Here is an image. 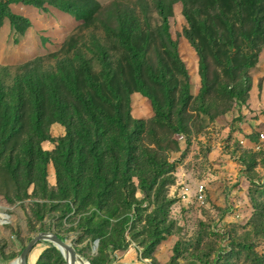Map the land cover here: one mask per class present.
<instances>
[{"label":"rangeland","instance_id":"obj_1","mask_svg":"<svg viewBox=\"0 0 264 264\" xmlns=\"http://www.w3.org/2000/svg\"><path fill=\"white\" fill-rule=\"evenodd\" d=\"M162 1L172 7L170 32L179 60L153 35L161 23L157 0H75L83 17L93 15L89 20L48 4L10 7L31 27L22 36V24L3 21L0 85L55 74L68 63L79 68L81 58L102 81L107 55L124 97V125L144 124L138 157L146 184L134 178L122 185L109 167V184L93 203L60 192L53 162L46 179L24 186L0 169V264H19L21 250L42 232L58 235L77 251V262L90 264H264V28L246 22L250 10L233 13L239 22L233 35L210 0ZM185 12L209 27L199 25L195 35L205 71L186 35ZM139 31L148 32L141 39L147 54L136 69L161 103L173 101L171 124L134 84L124 42ZM153 68L165 72L161 83L149 77ZM186 84L190 98L182 103ZM46 125L49 141L41 147L54 155L67 131L51 118ZM147 151L156 159L147 158ZM81 173L76 170L75 179ZM201 187L206 203L197 198ZM64 258L55 243L38 241L28 264H68Z\"/></svg>","mask_w":264,"mask_h":264},{"label":"trees","instance_id":"obj_2","mask_svg":"<svg viewBox=\"0 0 264 264\" xmlns=\"http://www.w3.org/2000/svg\"><path fill=\"white\" fill-rule=\"evenodd\" d=\"M210 3L225 18L224 23L233 35L239 25L233 13L239 16L250 10L246 22L256 30L264 28V0H210ZM15 4L35 8L48 4L58 10L79 15L81 20H89L93 16L88 13L83 17L79 11L82 8L75 0H0V29L3 21L9 19L16 28L23 25V28L18 29L22 36L31 27V22L25 17L12 14L10 7ZM156 9L161 23L153 35L169 56L179 60L178 46L170 32L172 7L157 0ZM84 10L88 12L87 7ZM184 15L190 25L186 35L200 52L201 69L205 71V53L196 45L195 35L200 33L199 25L209 27L205 25L206 22H197L186 12ZM114 31L113 28L107 29L109 33ZM147 37V31H139L136 37L126 38L124 48L134 68L133 80L138 93L150 100L161 120L171 124L173 116L167 112L172 110L173 101L169 99L161 103L147 85L142 71L136 69V66L142 65L147 54L146 45L142 41ZM158 55L164 56L160 52ZM101 64L102 81L92 73L89 62L81 58L79 68L68 63L55 74L39 78L21 77L9 88L0 85V169L16 184L24 186L28 184L25 181L46 179V166L53 162L60 192L72 199H94L93 203L101 199L102 188L109 184L110 174H113L107 172L109 167L116 171L113 175L118 174L121 178L120 184L125 185L138 178L141 180L140 186H145V164L138 157L139 132L144 124L133 122L131 129L124 125V97L107 55L102 57ZM148 74L156 83H161L166 76L163 70L157 73L154 68L149 69ZM189 98L186 84L180 99L185 103ZM48 118L67 131L66 137L57 141L54 155L44 152L41 147L43 142L49 141L46 125ZM146 153L150 160L156 159L149 151ZM76 170L82 172L77 179L74 177Z\"/></svg>","mask_w":264,"mask_h":264},{"label":"water","instance_id":"obj_3","mask_svg":"<svg viewBox=\"0 0 264 264\" xmlns=\"http://www.w3.org/2000/svg\"><path fill=\"white\" fill-rule=\"evenodd\" d=\"M38 241H50L55 243L58 247L68 250L70 252V261L68 264L77 263L78 254L77 251L71 246V244L61 239L54 233L42 232L35 236L32 240H30V242L23 248L20 259L18 261L19 264H28V255Z\"/></svg>","mask_w":264,"mask_h":264},{"label":"built area","instance_id":"obj_4","mask_svg":"<svg viewBox=\"0 0 264 264\" xmlns=\"http://www.w3.org/2000/svg\"><path fill=\"white\" fill-rule=\"evenodd\" d=\"M261 137H263V134H261ZM190 196V187H187L185 189V191L183 192V198L186 199L187 197ZM197 198L202 202V203H206V195H205V189L203 187H201L200 190H198L197 193Z\"/></svg>","mask_w":264,"mask_h":264},{"label":"bare ground","instance_id":"obj_5","mask_svg":"<svg viewBox=\"0 0 264 264\" xmlns=\"http://www.w3.org/2000/svg\"><path fill=\"white\" fill-rule=\"evenodd\" d=\"M59 249H60V251L64 254V256H65V258H66V260H67V262L69 263V261H70V252L68 251V250H66V249H64V248H60L59 247ZM64 258V259H65ZM76 264H88V262H77Z\"/></svg>","mask_w":264,"mask_h":264}]
</instances>
